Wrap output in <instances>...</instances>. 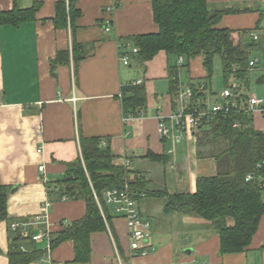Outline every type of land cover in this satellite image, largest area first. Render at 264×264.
I'll return each instance as SVG.
<instances>
[{"label":"crops","instance_id":"obj_1","mask_svg":"<svg viewBox=\"0 0 264 264\" xmlns=\"http://www.w3.org/2000/svg\"><path fill=\"white\" fill-rule=\"evenodd\" d=\"M57 1L0 0L2 10L39 4L35 19L0 26V183L9 190V220L0 219V264H12L10 252L18 236L21 250L41 253L27 264H264V216L248 247L221 253L219 233L205 219L165 213V199L147 193L138 200L141 214L151 222L148 254L130 256L127 222L107 204L106 229L91 234L89 258L76 259L73 240L52 248L55 234L87 212V202L66 194L64 182L70 165L82 159V137H100L102 146L114 153L116 165L130 158L132 172L141 174L149 190L194 193L199 177L218 170L209 148L199 146L198 130L177 139L178 131L162 138L157 128L160 114L169 116L187 103L180 92L191 87L190 81L206 77L202 57L191 59L189 66L179 65V56L162 50L144 66L131 53L134 43L122 47L125 37L159 31L153 0H76L79 11L73 27L57 26ZM209 2L217 8L242 9L226 14L218 26L241 30L245 42L255 43L249 54L258 61L243 92L264 98V0ZM108 20L109 31L104 30ZM74 42L84 53L77 62ZM63 50L69 51L68 59L54 64ZM177 65L180 88L174 95L169 67ZM181 68L188 70L186 80ZM138 79L146 87L147 106L125 119L122 86ZM206 93V102L221 98L218 92ZM252 117L253 125L264 131L262 112ZM152 152L165 155V160L148 157ZM15 221L32 223L31 234L48 235L41 240L24 237L11 229Z\"/></svg>","mask_w":264,"mask_h":264},{"label":"trees","instance_id":"obj_2","mask_svg":"<svg viewBox=\"0 0 264 264\" xmlns=\"http://www.w3.org/2000/svg\"><path fill=\"white\" fill-rule=\"evenodd\" d=\"M76 0H59L56 3V23L58 27H73L79 9ZM39 4L10 10L0 9V26H19L22 22L35 19ZM153 11L158 32L125 37L121 42L134 43L137 51L131 52L141 65L154 58L162 50L168 54L186 57L184 65L191 59L202 57L204 79L190 81L193 87V103L204 105L206 91L199 86L206 84L209 94L216 95L212 78L215 73L216 57L221 58L223 88L231 86L235 78L246 87L251 73L250 49L242 39L243 31L218 26L226 14L241 12V8L213 7L209 0H153ZM74 60L83 58L79 43L74 42ZM129 54V52H125ZM69 57V51H60L54 64H61ZM172 93L179 90V66L169 67ZM264 78V76H263ZM259 80H263L262 78ZM121 101L123 113L136 117L147 106L144 84H124ZM247 98L246 94L241 95ZM200 102V103H199ZM200 147L209 148L217 162V173L210 177H199L196 192H170L169 190H149L141 178L132 182L136 191L165 199V213L177 212L198 214L219 233L221 253L240 252L248 247L259 223L264 216V131L253 125L251 114L233 108L228 113H218L208 117L196 132ZM82 159L70 165L65 193L78 196L87 202V212L83 219L74 221L55 234L51 246L73 240L76 245V259L84 260L91 255L90 237L97 231L106 229L105 216L95 198H101L104 191L123 188L125 167L114 163L115 155L110 147H103L100 137H82ZM204 152V150H203ZM208 152V153H209ZM202 153V151H201ZM207 154V151L204 152ZM154 160L164 161L166 156L148 153ZM248 175L251 179L247 180ZM8 188L0 183V219H8ZM233 223L230 224L229 220ZM9 220V219H8ZM10 258L12 264H27L41 256L38 251L24 252L20 248L23 240L15 238Z\"/></svg>","mask_w":264,"mask_h":264},{"label":"built area","instance_id":"obj_3","mask_svg":"<svg viewBox=\"0 0 264 264\" xmlns=\"http://www.w3.org/2000/svg\"><path fill=\"white\" fill-rule=\"evenodd\" d=\"M113 7H110L111 9ZM112 26L111 21H106L104 30H110ZM254 39L258 38L255 32H252ZM138 48L134 47L133 51H137ZM122 61L127 65L129 64L128 58L122 56ZM258 59L250 60L251 67L257 63ZM186 63V57L179 55L178 64L183 65ZM142 79L135 80L133 83L141 84ZM201 91H207V85L201 84L199 86ZM244 84L237 80H233L231 86L223 89L221 98L216 99L214 102H205L204 105L193 103V87H188L185 91L180 92L181 96L187 99V103H184L179 110L173 112L169 116L160 114L158 116V132L162 138L172 135L175 131H178L179 138L192 135L195 131L199 130L201 125L208 117H212L218 113H228L233 108H239L246 111L249 114H254L256 111H260L263 114L264 119V98L252 95H246L247 98L241 97L244 95ZM200 103V102H199ZM129 118L128 116L125 119ZM132 118V116H130ZM169 120V121H168ZM41 151V149L39 150ZM132 161L130 158L125 157L123 167H125V176L123 188L112 187L103 192L101 198L95 193V198L100 206V210L107 218L104 206L113 205L114 213L120 217H123L127 222L128 238L130 243L129 254L134 255H146L149 253V239L152 235L151 222L145 219L141 214L139 206V197L144 196L145 193L138 192L132 186V182L141 178L140 173L132 172ZM44 166H40V170H43ZM251 175H248L247 180L251 179ZM51 205V203H48ZM30 222H12L11 229L20 230V233L24 237L30 236L34 240H41L44 236L48 235V232H40L38 234H31L29 232ZM49 246V245H48Z\"/></svg>","mask_w":264,"mask_h":264},{"label":"rangeland","instance_id":"obj_4","mask_svg":"<svg viewBox=\"0 0 264 264\" xmlns=\"http://www.w3.org/2000/svg\"><path fill=\"white\" fill-rule=\"evenodd\" d=\"M221 58L220 57H216V59H215V64H214V69H215V73H214V76H213V78H212V87H213V90L214 91H216V92H218V94L219 95H221V93H222V90H223V86H224V84L222 83V79H221V74H222V69H221ZM181 70H182V73H181V75H182V78L184 79V80H186L187 79V76H188V70H186V68H181ZM260 94H263L264 95V93H260ZM177 137V139H180L179 138V133H178V135L176 136ZM111 208H113V210H114V206L111 204V205H109ZM196 217H200L201 219H203L200 215H196V214H194Z\"/></svg>","mask_w":264,"mask_h":264},{"label":"water","instance_id":"obj_5","mask_svg":"<svg viewBox=\"0 0 264 264\" xmlns=\"http://www.w3.org/2000/svg\"><path fill=\"white\" fill-rule=\"evenodd\" d=\"M251 44H252L251 42H248V43L246 44V46L251 45Z\"/></svg>","mask_w":264,"mask_h":264}]
</instances>
